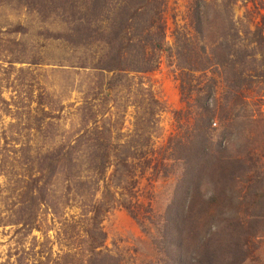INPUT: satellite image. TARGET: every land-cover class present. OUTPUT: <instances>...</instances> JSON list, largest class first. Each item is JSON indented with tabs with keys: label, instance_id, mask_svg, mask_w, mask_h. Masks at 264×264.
I'll use <instances>...</instances> for the list:
<instances>
[{
	"label": "rangeland",
	"instance_id": "rangeland-1",
	"mask_svg": "<svg viewBox=\"0 0 264 264\" xmlns=\"http://www.w3.org/2000/svg\"><path fill=\"white\" fill-rule=\"evenodd\" d=\"M90 260L264 264V0H0V264Z\"/></svg>",
	"mask_w": 264,
	"mask_h": 264
},
{
	"label": "trees",
	"instance_id": "trees-1",
	"mask_svg": "<svg viewBox=\"0 0 264 264\" xmlns=\"http://www.w3.org/2000/svg\"><path fill=\"white\" fill-rule=\"evenodd\" d=\"M160 3H162V0H160ZM159 12L160 11H158L157 14H159ZM162 27L163 26L161 25L160 28H162ZM200 50L204 51L205 47H201ZM232 64H234V63L229 60V57H227V55H223L220 57V56H217L215 54L214 60H212V56H211L208 58H204V60L195 61V70L196 69L207 70L211 66H219L221 68V73L223 74V81H224L225 85L227 87H229V89H231L232 91H236L242 87V84L244 83L245 79L239 73L237 75V72L235 71V66ZM151 66L152 65H150V67H147V68L145 67V69L150 70L152 68ZM200 106H201V112L202 113L204 112V118H202V120H201L202 123L199 126H195L193 128H190V129L184 128L183 133H181V134L183 135V137H185V141L187 138L193 139L192 140V143L194 146L193 149L197 150V153L200 156H202V155L207 154L209 145L212 142H214L213 136H214V130L215 129L213 127H211V124H212L211 119L215 116V109H214L215 108V102H214L213 106L211 103L200 104ZM196 114H199V112H197ZM223 131L225 132V133H223V136H225V137L222 139H224L226 141L228 138L227 133H226L227 131L225 129H223ZM233 139H231V141ZM185 141H184V144H185ZM215 143L218 144L217 147L214 148L215 153L220 152L222 150L223 151L225 150V145L221 141L220 142L218 141ZM217 154L218 153H216V156H217ZM215 167L221 168L222 165L220 164L218 167L217 166H215ZM233 178H235L234 174H232L231 180H233ZM213 198L214 197H210L209 199H207V200H209V202L206 201L208 203V205H209V203L211 204V200ZM174 209L175 210L173 211V213L175 215L171 216V217L176 218V214L179 212L180 207L177 206ZM107 211H108V209L105 205L104 206L95 205V207H94L93 217H91V220H92L91 227L87 231L88 235H89V239L94 244H96L94 249L96 247L102 245V242L104 239V232L101 228V221H102L103 215ZM183 217H182V215L180 216L181 220H183ZM175 230L178 231L179 226H177L175 228ZM90 246H93V245H90ZM92 251H93V249H92ZM99 251L97 253H100ZM93 263L94 262H92V260H90L88 264H93Z\"/></svg>",
	"mask_w": 264,
	"mask_h": 264
}]
</instances>
